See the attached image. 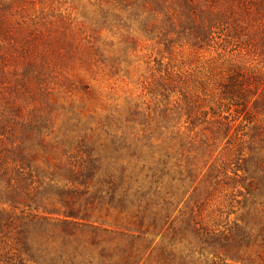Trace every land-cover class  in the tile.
Instances as JSON below:
<instances>
[{
  "label": "rangeland",
  "instance_id": "1",
  "mask_svg": "<svg viewBox=\"0 0 264 264\" xmlns=\"http://www.w3.org/2000/svg\"><path fill=\"white\" fill-rule=\"evenodd\" d=\"M0 264H264V0H0Z\"/></svg>",
  "mask_w": 264,
  "mask_h": 264
}]
</instances>
